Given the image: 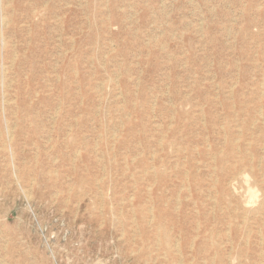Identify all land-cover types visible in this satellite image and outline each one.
<instances>
[{"label":"rangeland","instance_id":"1","mask_svg":"<svg viewBox=\"0 0 264 264\" xmlns=\"http://www.w3.org/2000/svg\"><path fill=\"white\" fill-rule=\"evenodd\" d=\"M0 31V264H264V0H0Z\"/></svg>","mask_w":264,"mask_h":264},{"label":"bare ground","instance_id":"2","mask_svg":"<svg viewBox=\"0 0 264 264\" xmlns=\"http://www.w3.org/2000/svg\"><path fill=\"white\" fill-rule=\"evenodd\" d=\"M5 19V18H4ZM9 19V18H8ZM5 24V23H4ZM16 28V27H15ZM1 32V31H0ZM2 34V33H1ZM3 40H4V38H3ZM4 42V41H3ZM13 63V62H12ZM8 68V67H7ZM28 76V75H27ZM102 83H104V82H102ZM99 86V85H98ZM6 93V92H5ZM38 93V92H37ZM4 100V99H3ZM202 109H204V108H202ZM56 113H57V111H56ZM174 117V116H173ZM204 117V116H203ZM54 119V118H53ZM204 122V121H203ZM246 123V122H245ZM222 127H225V126H222ZM241 128V127H240ZM11 130V129H10ZM11 133V132H10ZM11 135V134H10ZM14 135V134H13ZM10 137H13V136H10ZM163 138V137H162ZM237 139V138H236ZM240 139V138H239ZM52 146V145H51ZM81 149V148H80ZM223 149V148H222ZM81 151V150H80ZM97 152V151H96ZM82 154V153H81ZM154 155V154H153ZM36 158V157H35ZM262 160V159H261ZM260 160V161H261ZM154 166V165H153ZM155 167V166H154ZM214 167H216V166H214ZM252 167H253V165H252ZM153 168V167H152ZM254 168V167H253ZM252 168V169H253ZM261 170V169H260ZM156 172V171H155ZM236 177V176H235ZM263 177V176H262ZM264 180V179H263ZM190 183V182H189ZM183 188V187H182ZM190 188V187H189ZM102 189V188H101ZM233 191V190H232ZM103 193V192H102ZM180 193V192H179ZM252 195V197H253V200H252V202L253 203H259L260 205V207L258 206L257 208L259 209V208H263L264 207V201H260L259 199H257L256 198V196L257 195H255V194H251ZM179 196V195H178ZM134 197V196H133ZM149 199V198H148ZM178 199H179V197H178ZM181 199V198H180ZM181 201V200H180ZM102 206V205H101ZM104 206V205H103ZM177 207H180V206H177ZM176 207V208H177ZM101 208V207H100ZM149 208H151L152 210H153V207L151 206V207H149ZM134 209V208H133ZM253 209H256V208H249V209H247V212L249 213V212H251ZM122 210V209H121ZM152 210H150V211H152ZM102 211V210H101ZM153 212V211H152ZM153 215V214H152ZM135 217V216H134ZM146 218H147V221L149 222V223H153V218H152V216L151 215H146ZM246 219V218H245ZM199 222V221H198ZM200 223V222H199ZM138 225V224H137ZM157 225L159 226V227H161V226H163L162 225V223L160 222V220H158V222H157ZM200 225V224H199ZM240 226H241V224H240ZM262 230V229H261ZM246 231V230H245ZM165 233H164V239L162 240V241H160V242H162V244L164 245V246H170V241H169V239H168V234L166 233V230L164 231ZM230 235V234H229ZM160 236V235H159ZM197 237V236H196ZM195 239V238H194ZM160 240V239H159ZM178 241V240H177ZM228 241V240H227ZM249 241V240H248ZM178 243V242H177ZM212 243H213V241H212ZM193 244H194V240H193ZM233 245V244H232ZM178 245H176V247H177ZM193 246V245H192ZM179 248V247H178ZM213 248V247H212ZM179 250V249H178ZM182 252V251H181ZM181 255H183V253L181 254ZM216 256V255H215ZM166 258H167V256H166ZM230 259V258H229ZM192 261V260H191ZM206 261V260H205ZM181 262V261H180ZM215 264V263H214Z\"/></svg>","mask_w":264,"mask_h":264}]
</instances>
